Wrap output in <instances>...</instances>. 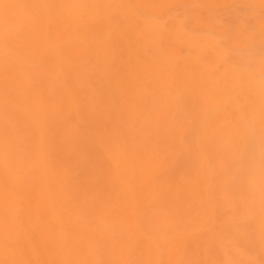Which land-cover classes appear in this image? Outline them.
<instances>
[{
  "label": "bare ground",
  "instance_id": "1",
  "mask_svg": "<svg viewBox=\"0 0 264 264\" xmlns=\"http://www.w3.org/2000/svg\"><path fill=\"white\" fill-rule=\"evenodd\" d=\"M0 264H264V0H0Z\"/></svg>",
  "mask_w": 264,
  "mask_h": 264
}]
</instances>
